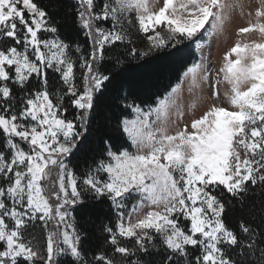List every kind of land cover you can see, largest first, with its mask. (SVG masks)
<instances>
[{"label": "snow or ice", "instance_id": "obj_1", "mask_svg": "<svg viewBox=\"0 0 264 264\" xmlns=\"http://www.w3.org/2000/svg\"><path fill=\"white\" fill-rule=\"evenodd\" d=\"M65 7L0 0V264H264V0L215 80L202 64L183 74L209 102L173 131L171 94L144 108L117 81L223 28L232 5L73 0L58 21ZM104 107L115 127L94 128ZM94 213L102 236L79 222Z\"/></svg>", "mask_w": 264, "mask_h": 264}, {"label": "trees", "instance_id": "obj_2", "mask_svg": "<svg viewBox=\"0 0 264 264\" xmlns=\"http://www.w3.org/2000/svg\"><path fill=\"white\" fill-rule=\"evenodd\" d=\"M63 5H66L63 10L53 9V11H60L61 15L57 16V20L61 16L71 13V4L73 0H61ZM134 41V40H133ZM136 46L139 43L134 41ZM197 61V55L194 52L192 41H184L182 44L177 45L175 48L162 49L156 51L151 55L143 58L130 60L127 64V70L118 79L116 87L119 89L123 86V90L119 92L121 96L127 93L131 88L136 96V102L141 104L142 107H154L156 101L162 99L169 91L179 82L182 75ZM113 97L110 96L108 103L111 104ZM120 103V101H116ZM143 102V103H142ZM115 115H118V110L114 107H104L96 115L93 121L94 128H101L104 126L115 127ZM80 164L81 171L85 168L83 159L73 161V165ZM88 163H91L89 161ZM236 208L241 205L233 202ZM105 213L108 211L107 207L103 210ZM238 216L239 213H236ZM112 220H115V213H112ZM88 229H94L96 236H102L100 231L101 224H109L110 221L103 215V213H94L85 216L79 221Z\"/></svg>", "mask_w": 264, "mask_h": 264}, {"label": "rangeland", "instance_id": "obj_3", "mask_svg": "<svg viewBox=\"0 0 264 264\" xmlns=\"http://www.w3.org/2000/svg\"><path fill=\"white\" fill-rule=\"evenodd\" d=\"M223 2L226 5H232L231 8H225L226 19L223 28L217 27L211 29L212 34H209L208 31H205V39L203 41H192L194 52L197 55V61L194 64H202L204 66V69L206 70V73L212 78H214V76L216 77V74L222 65L223 54L234 45L236 40L245 39L244 37H240L237 35V29L247 26L249 19H252L254 22V12L256 8L260 6V0H223ZM248 13H253L252 17H249ZM207 27L208 26L206 25V28ZM132 31L133 33H135L136 30L133 28ZM255 38L258 39L259 37L257 36ZM133 40L138 42V46H142V49H144L145 43L142 41L141 36L133 35ZM204 74L205 72H202L201 76H203ZM178 84L180 85V88L177 89L176 93H172V89L175 88ZM191 85V75L189 77H184V75H182L179 82L169 91L167 95L162 98L164 99L166 96H169V94H171L170 100L173 104V107L171 108L169 114L170 131L174 130L175 124L177 122L182 126L183 123L187 120H190L193 115L199 116L202 113L200 109L195 110L194 112L191 111L190 102L192 101L188 100L200 97L199 102L202 107H204V105L207 106V103L209 102L208 96L210 93L208 91L207 82H202L201 84L203 91H200L199 89L192 90ZM219 88L221 92H224L226 90H229L230 86L227 83H223L219 86ZM178 112L183 113V116L179 119ZM126 211H132L131 204H129ZM36 234L37 236H39L40 232L37 231Z\"/></svg>", "mask_w": 264, "mask_h": 264}, {"label": "bare ground", "instance_id": "obj_4", "mask_svg": "<svg viewBox=\"0 0 264 264\" xmlns=\"http://www.w3.org/2000/svg\"><path fill=\"white\" fill-rule=\"evenodd\" d=\"M215 76H214V78H213V80H215ZM191 98V97H190ZM188 101H192V102H190V107H191V105L194 103V102H196L197 101V98H194V99H190V100H188ZM225 106H227V105H225ZM206 106L204 105V107H202V105L200 104V102L198 101L197 102V104H196V109L195 110H198V109H200V111L202 112L203 111V109L205 108Z\"/></svg>", "mask_w": 264, "mask_h": 264}]
</instances>
